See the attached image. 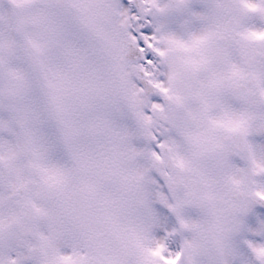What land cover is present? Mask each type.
<instances>
[{
  "label": "snow or ice",
  "instance_id": "snow-or-ice-1",
  "mask_svg": "<svg viewBox=\"0 0 264 264\" xmlns=\"http://www.w3.org/2000/svg\"><path fill=\"white\" fill-rule=\"evenodd\" d=\"M200 2L0 0V264H264V0Z\"/></svg>",
  "mask_w": 264,
  "mask_h": 264
},
{
  "label": "flooded vegetation",
  "instance_id": "flooded-vegetation-1",
  "mask_svg": "<svg viewBox=\"0 0 264 264\" xmlns=\"http://www.w3.org/2000/svg\"><path fill=\"white\" fill-rule=\"evenodd\" d=\"M202 3L200 2V0H193V5H201ZM172 17H173V19H175V20H181L182 19V17H178V16H176V15H171Z\"/></svg>",
  "mask_w": 264,
  "mask_h": 264
}]
</instances>
